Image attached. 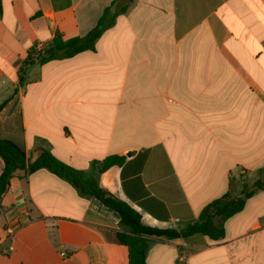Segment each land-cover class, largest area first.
Masks as SVG:
<instances>
[{"label": "crops", "instance_id": "1", "mask_svg": "<svg viewBox=\"0 0 264 264\" xmlns=\"http://www.w3.org/2000/svg\"><path fill=\"white\" fill-rule=\"evenodd\" d=\"M113 1L1 0L0 137L84 172L144 225L177 230L231 178L264 169V0H132L93 51L20 81L36 44L83 37ZM110 155L124 164L100 173ZM2 204L0 264H128L118 214L47 169L19 171ZM146 264H264V187L222 239L151 238Z\"/></svg>", "mask_w": 264, "mask_h": 264}, {"label": "trees", "instance_id": "2", "mask_svg": "<svg viewBox=\"0 0 264 264\" xmlns=\"http://www.w3.org/2000/svg\"><path fill=\"white\" fill-rule=\"evenodd\" d=\"M131 2L132 0H114L103 11L96 25L83 37L64 40L59 34H56L51 44L44 46L42 51L32 50L19 68L20 81L25 80L28 69L32 66L68 58L84 51H93L95 41L114 24L116 17L124 13ZM1 12L0 0V14ZM0 158L3 162L0 173V213L7 211L2 200L8 192L9 181L13 176L18 175L19 171L28 174L42 168L47 169L69 182L81 196H94L104 206L118 214L120 232L116 233V239L119 244L128 248V264H146V250L151 238H187L197 234L205 236L211 241L222 239L224 237V222L242 211L246 200L264 187V169L257 171V177L250 185L247 182L242 183L238 192L234 189L236 179L231 178L227 191L210 201L193 222L186 223L177 230L158 229L144 225L140 214L128 203L105 192L93 178L64 164L44 148L35 149L27 159L22 143L0 137ZM125 159L124 155L107 156L101 162L99 172L104 173L112 167H120L124 164Z\"/></svg>", "mask_w": 264, "mask_h": 264}, {"label": "rangeland", "instance_id": "3", "mask_svg": "<svg viewBox=\"0 0 264 264\" xmlns=\"http://www.w3.org/2000/svg\"><path fill=\"white\" fill-rule=\"evenodd\" d=\"M252 180H250V177L245 175V176H242V177H239L238 179H236V181L234 182V189L235 191H239V188L241 186L242 183H248L249 185L252 183L251 182Z\"/></svg>", "mask_w": 264, "mask_h": 264}, {"label": "built area", "instance_id": "4", "mask_svg": "<svg viewBox=\"0 0 264 264\" xmlns=\"http://www.w3.org/2000/svg\"><path fill=\"white\" fill-rule=\"evenodd\" d=\"M44 49V45H35V47H34V50L35 51H42ZM11 248H9V250H10Z\"/></svg>", "mask_w": 264, "mask_h": 264}]
</instances>
